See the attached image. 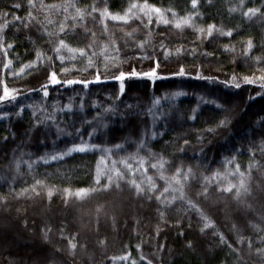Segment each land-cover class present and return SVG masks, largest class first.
I'll return each mask as SVG.
<instances>
[{"label":"trees","instance_id":"16d2710c","mask_svg":"<svg viewBox=\"0 0 264 264\" xmlns=\"http://www.w3.org/2000/svg\"><path fill=\"white\" fill-rule=\"evenodd\" d=\"M65 2L31 0L30 7L29 0H0V95L5 84L18 93L15 100L0 101V224L25 228L17 237L35 242L28 246L0 228V244L5 243L0 264H264V253L257 251L264 249V88L243 83V77L264 76V0H197L196 8L192 0H146L171 9L164 12L169 24L157 23L155 14L151 24L142 14L127 24L102 22L99 15L105 8L123 15L131 4L145 0H73L85 13L75 21V8L65 13L41 7ZM250 8L259 11L244 15ZM187 16L191 26L176 28L175 22ZM46 17L53 23L47 24ZM62 23L65 32L59 33ZM209 25L215 26L210 37ZM59 39L70 48L85 49L94 66L85 71L88 56L65 49L60 53L63 67L74 71L62 74L53 52ZM249 40L253 48L246 51ZM37 51L54 63L44 59L20 73L24 64L36 60ZM106 56L118 58L107 71ZM9 60L12 64L5 68ZM157 62L160 78L126 79L120 93L121 82L114 76L150 72ZM181 67L183 77L175 75ZM51 71L61 80L89 81L99 71L101 82L49 84L44 96L41 87ZM197 73L213 79H199ZM233 76L240 88L223 83ZM222 120L225 126H220ZM82 142L96 147L51 159ZM161 157L163 168H152ZM101 158L108 167L117 161L125 176L119 187H106L104 176L97 183ZM139 158H144L143 166ZM237 164L248 177L247 194L237 198L235 190L223 191L229 182L238 184V176L205 180L215 172H234ZM143 168L155 191L148 190ZM178 168L182 173L192 169L186 180L183 174L178 177L180 184L172 180ZM132 179L144 192L137 194L127 182ZM48 189H53L51 197ZM79 189L88 194L75 196ZM189 201L196 207L189 208ZM201 214L212 227L204 228ZM37 245L48 247V258L31 259L26 250ZM125 256L127 260L120 259Z\"/></svg>","mask_w":264,"mask_h":264},{"label":"snow or ice","instance_id":"6c2138e0","mask_svg":"<svg viewBox=\"0 0 264 264\" xmlns=\"http://www.w3.org/2000/svg\"><path fill=\"white\" fill-rule=\"evenodd\" d=\"M29 5H30V7H34V5L31 4V0H29ZM196 6H197V0H192V7L196 8ZM14 7L18 8L19 5L18 4L14 5ZM41 7L45 8L46 10H57V11H59L62 8L65 13H68L69 8H75V13L76 14L71 17V19L73 21H75L77 19L83 20L84 15H85L83 10H81L80 8H76L75 7V4L73 3V0H66V2L64 4H59V5L58 4H51V5L41 4ZM137 9H138V11H134V10H137ZM92 11L96 12L97 9L95 7H93ZM165 11H171V9L162 10L160 8L155 7L154 5L150 6L145 0V3L143 5H137L135 3L131 4L130 7L125 11V13L123 15L113 14L107 8H105L103 11H100L99 15L101 17L102 22L105 21V20H111V21L123 22L124 24H127L132 19H141V14H142V16L148 17V23L151 24L152 23V15L155 14L156 18H157L156 19L157 23L169 24L170 21L168 19H166L165 15H164ZM233 11H234V9H233ZM257 11H259V10L250 8V9H248V12L244 13V15H246V16L249 15V14L255 15ZM89 15H90V13H89ZM172 15H173V17H175L176 13L173 11ZM29 18L30 19H34V17H32V15H31V13H29ZM68 18L69 17L66 16L65 20H67ZM16 19H19V17H16ZM191 20H192L191 16L181 17L179 20H177L175 22V27L176 28H181L182 26H191ZM46 22H47V24H52L53 23V21L51 19H47V17H46ZM2 28H3V26H0V31H2ZM214 29H215L214 25H209L207 30H206L207 36L210 37L213 34ZM105 30H107L106 24H105ZM217 31H220V30H217ZM63 32H65V24L62 23L60 25V28H59V33H63ZM199 32L201 34H203L205 32V29L201 28V29H199ZM48 35L49 36L58 35V33H48ZM127 35L130 36L131 33H128ZM221 35L231 36L232 32L229 31V32L225 33L223 31H221ZM145 43H147V41L141 42L139 44V47L143 48ZM8 47L11 48L12 45L9 44ZM113 47H114V50L118 51V49H116L115 46H114V42H113ZM252 48H253V43H252L251 40H249L247 42L246 51H250ZM65 49L68 52L74 53V54H78L81 57L88 56V53L85 51V49H73V48H70L65 43V41L63 39H59L57 45L53 48V52H54V55H55L56 59L59 60L60 63H61L60 72L62 74L66 75L67 73H69L71 71H74V69H69V68L63 67L64 61H65V57L63 55H61L60 53H61L62 50H65ZM106 50H107V45L104 46V49H102V51H106ZM225 50L226 51L229 50L227 48V46H225ZM177 51H179V50H177ZM92 55L94 56V55H96V53L93 52ZM166 55H167V53H166ZM74 58H75V56H73V59ZM44 59H47L50 64L54 63L52 57H45L41 52L37 51L36 60H34L32 62H29L27 64H24L21 67V69H20V73L25 72V70H33V69H35L37 64L38 63H42ZM117 59H118L117 57L106 56L105 57V61H106L105 62V70L106 71L108 70V68H107L108 63H112L113 65H115V63L117 62ZM11 64H12V61L9 60L4 65V67L5 68H9L11 66ZM93 66H94V61H93L91 56H88V62H87V65H86L84 70L86 71L88 68H92ZM158 67H159V63L157 62L156 67H154L150 72L137 73V72H135L133 70L131 73H124V72L121 71V72H119V75L114 76L113 79L118 80V81L121 82L120 83V93L123 94L124 91H125L124 81L126 79H130L132 77L143 76V77H148V78H150L152 80H156V79L160 78L158 76V73H157V68ZM175 75L181 76V77L185 76L186 75L185 69L183 67H181L179 69V71L177 73H175ZM197 78H199V79H213L211 77H203L199 73H197ZM94 82L95 83L101 82V77H100L99 71H97V74H96V76H95L93 81H89L87 79H85V80H77V79L61 80V79L58 78V75H57L56 71H51L49 73V76H48V83L42 85L41 90L43 91L44 96H48L47 89H48V85L49 84H51V85H68V86L75 85V84H82V85H84L86 87L88 84L94 83ZM223 83H225L226 85L231 84V86H234L235 88H240L241 87V83L238 81L237 77H235V76L232 77V80L230 82L229 81H225ZM243 83L244 84H249V85L259 83L260 86L262 88H264V76L255 77V78L243 77ZM17 94L18 93H17L16 89H9L7 87V85L5 84L3 86V93H2V95H0V101L15 100ZM181 94L182 93H176L175 95H181ZM155 103L158 104L159 101L157 100V101H155ZM106 111H112V110L111 109H107ZM226 124H227L226 120L220 121V126H225ZM208 131L211 132V131H214V129H208ZM187 143L188 142L185 141V144H187ZM94 147H96V146L87 145L86 143L82 142L80 145H74L66 153H60L58 155L51 156V159L52 160L60 159L64 155H68V154H70L72 152H86V151H89L91 148H94ZM115 147L118 148V149H121L123 146L122 145H116ZM140 148H143V143L142 142H141V144L138 147V151H139ZM104 151L110 153L111 149H104ZM149 155L152 156L154 154L149 153ZM135 158H136L135 156L129 157V159H135ZM234 160H235V157H233L231 160L225 161V165L227 166V164L233 163ZM119 163L122 164L125 167V169H127V171L129 173H131L132 175H135V172H133V170H132V165L128 164L126 162V160L121 159L119 161ZM137 163L139 165L143 166V164L145 163L144 158H139L137 160ZM164 163H165V161L161 157L159 159V161L156 164H152L151 167L152 168L162 169ZM116 165H117V161H112L111 167H108L107 162L103 158H101V160L98 162V165H97V172H96L97 183H99L100 177L104 176V177H106V179L108 181V185H106V187L109 186V185H113V184H115L117 187H119V183L125 179V176H124V173L119 168H117ZM250 167H251V165H250ZM146 173H147V169L143 168L142 174H144L146 176ZM181 174H183V176H184V178L186 180L187 177L192 174V169L189 168L187 170V172L182 173L181 169L178 168L176 170V175L172 177V180L175 181V183L180 184L181 181L178 179V177ZM228 175L238 176L239 177V183L238 184H232L231 182H229L228 186L226 188H224L223 191L231 193L233 190H235L237 198H239L242 194H247L248 193V187H247L248 177L245 175L244 172L240 171V166L238 164L236 165L234 172L226 173V174H222L220 172H215V173H213V176L211 178L205 177V180L207 181L209 179H217V180L218 179H226ZM160 178L161 179H166L165 177H163V175H161ZM146 181H147V184H148V190L149 191H155L156 190V186H155L152 178L146 176ZM127 182L132 185V187L135 189L137 194H140V193L144 192V188L141 186V184L137 183L135 179H132V180L127 181ZM37 184L41 185L43 187V184H42L41 181H37ZM35 190H36V188H35V186H33L32 191H35ZM24 191L26 192L28 190L25 189ZM65 191L67 192L68 190L66 189ZM93 191H95V189H93ZM168 191H169V188H165L164 189L165 193H167ZM172 191L175 192V191H177V189L173 188ZM52 194H53V189H48V196L51 197ZM69 194L71 195L73 193H69ZM87 194H88V190H86V189H79V190H77L74 193V195L79 197V198H83ZM161 196H163V193L161 194ZM180 198L183 199V193L182 192L180 193ZM156 199L160 200L161 197L158 196V197H156ZM175 199H176V197H173V200H175ZM167 203H172V201H167ZM188 207L189 208H195L196 206L194 204H192L191 201H189L188 202ZM201 216H202V219L205 221L204 228L212 227L211 221H209L207 217L203 216V214H201ZM202 231H203V229H202ZM44 235H45V238H47V232H45ZM220 239H221L222 242H224L223 235L220 236ZM71 247L73 249H75L76 248V244L71 243ZM229 247H230V245H229ZM257 251L264 253V249H258ZM141 258L143 259V257H141ZM120 259L127 260L128 256L120 257ZM132 264H136V262L133 261ZM149 264H151L150 261H149Z\"/></svg>","mask_w":264,"mask_h":264},{"label":"rangeland","instance_id":"374dc122","mask_svg":"<svg viewBox=\"0 0 264 264\" xmlns=\"http://www.w3.org/2000/svg\"><path fill=\"white\" fill-rule=\"evenodd\" d=\"M5 227L6 228H8V230H10L11 232L10 233H12V235L14 236V237H16V240L18 241V242H26V244L29 246V245H31V246H34V244L33 243H35V242H33V241H30L29 239H27L28 237H25V238H23V240H21V239H19L17 236H18V234H21V233H24L25 231H24V229L25 228H23L22 226V229L21 228H15V226L13 225V224H0V228L1 229H5ZM0 232H1V230H0ZM14 233V234H13ZM16 234V235H15ZM26 234V233H25ZM4 242L2 241L1 242V244L0 245H2ZM5 244V243H4ZM22 245V244H21ZM23 245H25V244H23ZM38 246V249H34L33 251H30V250H26V253L27 254H29V255H31L32 257H31V259L32 260H35V259H43V258H48V256L50 255L49 253H50V250H48V247H46V246H42L41 247V245H37ZM27 247V246H26ZM9 247H7L6 248V246H4L2 249H5V250H7ZM0 251H3V250H0Z\"/></svg>","mask_w":264,"mask_h":264}]
</instances>
